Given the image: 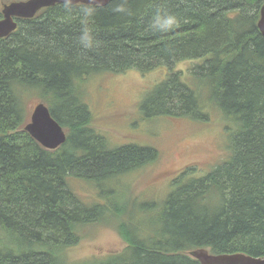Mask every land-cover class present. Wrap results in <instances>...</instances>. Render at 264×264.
I'll use <instances>...</instances> for the list:
<instances>
[{
	"label": "trees",
	"instance_id": "16d2710c",
	"mask_svg": "<svg viewBox=\"0 0 264 264\" xmlns=\"http://www.w3.org/2000/svg\"><path fill=\"white\" fill-rule=\"evenodd\" d=\"M263 3L109 0L69 3L70 13L59 3L18 19V28L0 40V264H202L188 254L199 247L264 257V36L258 26ZM118 5L126 11L115 12ZM86 7L95 9L86 26L98 47L90 50L78 43L85 27L80 10ZM157 8L175 13L179 25L152 31ZM197 59L204 60L192 66V75L235 125L229 156L201 176L194 175L195 166L187 167L155 210L147 202L129 213L103 182L154 162L158 150L136 143L110 147L77 86L102 72L166 68V78L141 103L143 115L208 120L200 90L175 70ZM29 92L39 94L68 131L54 150L25 130ZM70 177L91 181L105 203H83L69 187ZM109 213L119 217L126 247L66 260L65 251L81 239L79 227Z\"/></svg>",
	"mask_w": 264,
	"mask_h": 264
},
{
	"label": "rangeland",
	"instance_id": "374dc122",
	"mask_svg": "<svg viewBox=\"0 0 264 264\" xmlns=\"http://www.w3.org/2000/svg\"><path fill=\"white\" fill-rule=\"evenodd\" d=\"M10 1L14 0H1L0 3ZM203 60L182 61L175 66V70L183 71L184 80L200 90L201 106L208 113V120L191 116L143 115L141 103L155 85L166 78V68L148 73L137 69L123 73L102 72L86 76L77 86L93 114V125L106 138L110 147L136 143L151 145L158 150L159 155L154 162L120 175L115 180L103 182L112 190L115 189L111 193L112 199L129 208V213L131 209L138 210V205L147 202L154 203L155 210L187 167L195 166L194 175L201 176L229 156L230 132L235 125L213 105L207 88L197 81L201 79L192 75V66ZM27 96L25 102L30 115L34 105L41 99L37 93L29 92ZM69 187L85 204L105 203L100 189L91 181L70 177ZM104 218L79 227L81 239L77 245L65 251L66 260L73 262L103 256L126 247V242L117 230L119 217L109 213Z\"/></svg>",
	"mask_w": 264,
	"mask_h": 264
},
{
	"label": "water",
	"instance_id": "95a60500",
	"mask_svg": "<svg viewBox=\"0 0 264 264\" xmlns=\"http://www.w3.org/2000/svg\"><path fill=\"white\" fill-rule=\"evenodd\" d=\"M108 2L109 0H69L71 4L106 5ZM58 3H64V0H15L3 4L0 39L8 37L18 28L17 18H33L43 8ZM258 26L264 36V3L260 9ZM25 130L50 150L58 148L67 140L63 126L53 117L50 108L44 102H39L34 106ZM188 254L202 264H264V257H255L242 252L212 253L205 247L192 249Z\"/></svg>",
	"mask_w": 264,
	"mask_h": 264
},
{
	"label": "clouds",
	"instance_id": "9594fccd",
	"mask_svg": "<svg viewBox=\"0 0 264 264\" xmlns=\"http://www.w3.org/2000/svg\"><path fill=\"white\" fill-rule=\"evenodd\" d=\"M65 9L70 13L71 8L69 0H64ZM115 12H125L126 9L123 5H118L114 8ZM95 14V9L86 7L80 10V17L85 22V27L78 38L79 45L85 49L90 50L98 47V42L93 38L87 28V21H89ZM180 23V18L172 12H166L157 8L150 20V29L154 32L166 33L174 30Z\"/></svg>",
	"mask_w": 264,
	"mask_h": 264
}]
</instances>
